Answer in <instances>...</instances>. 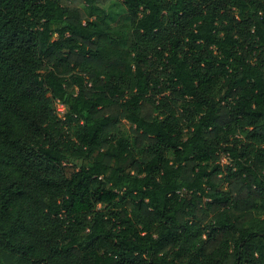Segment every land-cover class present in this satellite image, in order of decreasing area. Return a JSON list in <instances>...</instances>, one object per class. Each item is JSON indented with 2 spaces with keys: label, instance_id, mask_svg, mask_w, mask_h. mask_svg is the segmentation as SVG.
Segmentation results:
<instances>
[{
  "label": "trees",
  "instance_id": "trees-1",
  "mask_svg": "<svg viewBox=\"0 0 264 264\" xmlns=\"http://www.w3.org/2000/svg\"><path fill=\"white\" fill-rule=\"evenodd\" d=\"M0 264H264V0H0Z\"/></svg>",
  "mask_w": 264,
  "mask_h": 264
},
{
  "label": "rangeland",
  "instance_id": "rangeland-1",
  "mask_svg": "<svg viewBox=\"0 0 264 264\" xmlns=\"http://www.w3.org/2000/svg\"><path fill=\"white\" fill-rule=\"evenodd\" d=\"M100 11H101L102 17H104L105 20L107 21L105 24L109 26H113L117 28V27H120V25L125 23L124 8L121 5V3L118 1H111V2L106 3L105 5H101ZM55 108H56L57 114L61 115L62 113L56 107V103H55ZM222 161L225 162V159H222Z\"/></svg>",
  "mask_w": 264,
  "mask_h": 264
},
{
  "label": "built area",
  "instance_id": "built-area-1",
  "mask_svg": "<svg viewBox=\"0 0 264 264\" xmlns=\"http://www.w3.org/2000/svg\"><path fill=\"white\" fill-rule=\"evenodd\" d=\"M56 107L59 109V111H61V115H59L60 117H63V115H64V113H63V111L65 112V107H64V105L61 103V102H59V101H57L56 102Z\"/></svg>",
  "mask_w": 264,
  "mask_h": 264
}]
</instances>
